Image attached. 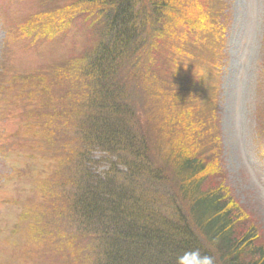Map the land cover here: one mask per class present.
Segmentation results:
<instances>
[{"label": "trees", "instance_id": "1", "mask_svg": "<svg viewBox=\"0 0 264 264\" xmlns=\"http://www.w3.org/2000/svg\"><path fill=\"white\" fill-rule=\"evenodd\" d=\"M226 3L66 0L43 16L83 17L96 42L32 87L33 147L46 162L34 228L69 236L77 261L264 264L257 212L227 182L218 91L179 63L194 59L187 31L223 41Z\"/></svg>", "mask_w": 264, "mask_h": 264}, {"label": "rangeland", "instance_id": "2", "mask_svg": "<svg viewBox=\"0 0 264 264\" xmlns=\"http://www.w3.org/2000/svg\"><path fill=\"white\" fill-rule=\"evenodd\" d=\"M60 4L66 0H0V264L84 262L75 259L77 249L69 236L52 237L34 228L41 226L37 209L43 202L39 192L46 162L40 147H33L40 120H31L39 102L32 87L45 79L41 75H52L56 66L96 43L83 17L46 18ZM226 4L223 41L214 33L197 39L187 31L194 59L182 55L179 63L199 69L208 94L218 91L228 185L257 212L264 228V0ZM173 57L163 50V72L174 65Z\"/></svg>", "mask_w": 264, "mask_h": 264}, {"label": "clouds", "instance_id": "3", "mask_svg": "<svg viewBox=\"0 0 264 264\" xmlns=\"http://www.w3.org/2000/svg\"><path fill=\"white\" fill-rule=\"evenodd\" d=\"M187 255V254H186ZM194 255L199 256L198 253H194ZM199 264H213V259L210 256H203L199 258Z\"/></svg>", "mask_w": 264, "mask_h": 264}]
</instances>
